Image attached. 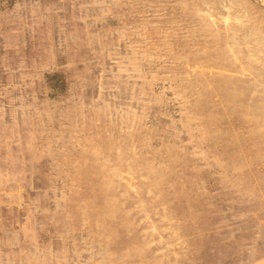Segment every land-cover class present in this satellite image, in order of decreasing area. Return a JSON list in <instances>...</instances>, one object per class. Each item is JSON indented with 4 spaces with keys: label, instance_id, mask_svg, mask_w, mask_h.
Instances as JSON below:
<instances>
[{
    "label": "rangeland",
    "instance_id": "1",
    "mask_svg": "<svg viewBox=\"0 0 264 264\" xmlns=\"http://www.w3.org/2000/svg\"><path fill=\"white\" fill-rule=\"evenodd\" d=\"M0 264H264V0H0Z\"/></svg>",
    "mask_w": 264,
    "mask_h": 264
}]
</instances>
